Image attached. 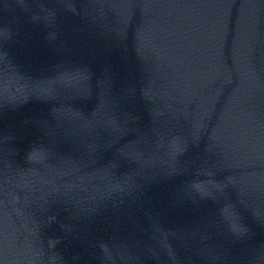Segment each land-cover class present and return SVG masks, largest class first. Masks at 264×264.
<instances>
[{"label": "water", "instance_id": "obj_1", "mask_svg": "<svg viewBox=\"0 0 264 264\" xmlns=\"http://www.w3.org/2000/svg\"><path fill=\"white\" fill-rule=\"evenodd\" d=\"M0 264H264V0H0Z\"/></svg>", "mask_w": 264, "mask_h": 264}]
</instances>
